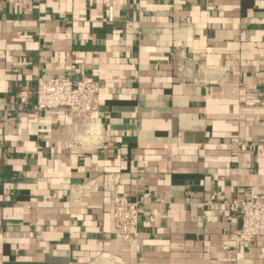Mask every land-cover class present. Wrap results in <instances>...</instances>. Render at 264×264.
<instances>
[{
  "label": "crops",
  "instance_id": "obj_1",
  "mask_svg": "<svg viewBox=\"0 0 264 264\" xmlns=\"http://www.w3.org/2000/svg\"><path fill=\"white\" fill-rule=\"evenodd\" d=\"M85 75L95 124L33 113L40 76ZM254 195L264 0H0V264H264V237L231 239L229 203Z\"/></svg>",
  "mask_w": 264,
  "mask_h": 264
},
{
  "label": "built area",
  "instance_id": "obj_2",
  "mask_svg": "<svg viewBox=\"0 0 264 264\" xmlns=\"http://www.w3.org/2000/svg\"><path fill=\"white\" fill-rule=\"evenodd\" d=\"M108 20H113V7L109 8ZM30 95L28 89L18 93L20 101L26 102ZM36 102L32 107L35 114L67 108L71 119L80 120L86 125L94 124L100 112V93L93 75L81 78L40 76L35 91ZM232 215L241 226L231 233L233 241H247L264 237V200L257 195L251 198H235L229 203ZM140 207L137 201L118 194L113 204V223L116 234L127 241H134L139 234ZM224 248H228L225 245Z\"/></svg>",
  "mask_w": 264,
  "mask_h": 264
},
{
  "label": "bare ground",
  "instance_id": "obj_3",
  "mask_svg": "<svg viewBox=\"0 0 264 264\" xmlns=\"http://www.w3.org/2000/svg\"><path fill=\"white\" fill-rule=\"evenodd\" d=\"M94 124H95V123H94ZM89 126H90V125H89ZM91 127H93V126H91ZM91 127H90V128H91ZM94 128H96V127L94 126ZM93 131H94V130H93ZM98 131H99V130H98Z\"/></svg>",
  "mask_w": 264,
  "mask_h": 264
}]
</instances>
